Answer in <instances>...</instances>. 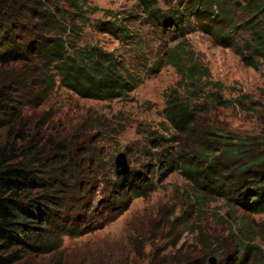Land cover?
Segmentation results:
<instances>
[{
  "label": "trees",
  "instance_id": "obj_1",
  "mask_svg": "<svg viewBox=\"0 0 264 264\" xmlns=\"http://www.w3.org/2000/svg\"><path fill=\"white\" fill-rule=\"evenodd\" d=\"M136 1L153 25H172L181 31L183 41L168 51L166 62L186 84L184 93L168 95L164 118L178 134L192 140L202 110L209 109L211 96L206 90L221 85L210 79V71L186 43L185 23L196 19L219 46L233 48L244 63L260 70L264 67V0H188L185 11L177 14L164 12L159 0ZM89 6L88 0H0V264H17L26 254L57 252L65 237L95 232L104 224L103 218L121 217L130 204L127 195L140 198L154 190L139 172L112 177L116 195L105 199L104 209L98 210L88 188L106 176L108 168L99 167L103 159L92 147L83 148L79 139H71L72 130L60 125L57 114L40 110L57 86L81 99L100 102L128 100L139 86L115 52L78 44L81 26L90 22L85 17ZM108 14L110 20L102 22L100 30L120 42L133 40L137 46L129 28L120 24L126 19L112 11ZM238 30L246 33L241 41L230 35ZM9 67L18 71H2ZM200 132L220 135V140H210L221 150L210 144L180 152L176 158L166 157L164 166L181 170L201 191L218 181L221 159H243L237 166L241 174L260 168L262 175L252 186L241 176L233 202L247 213L264 214V151L251 160L259 153L257 147H264V139L220 134L215 127ZM204 196L198 192L194 204ZM241 236L233 237V264H264L249 231L243 229ZM226 250L219 247L221 259Z\"/></svg>",
  "mask_w": 264,
  "mask_h": 264
},
{
  "label": "rangeland",
  "instance_id": "obj_2",
  "mask_svg": "<svg viewBox=\"0 0 264 264\" xmlns=\"http://www.w3.org/2000/svg\"><path fill=\"white\" fill-rule=\"evenodd\" d=\"M159 1L164 12L172 14L185 11L188 4V0H167V4ZM88 3L91 8L85 17L89 24L81 26L76 22L82 27L78 44L115 52L128 73L140 82L139 86L128 100L111 102L81 99L57 86L40 110L57 114L60 125L66 126L68 132L72 130L71 139H79L83 148L92 147L103 159L99 167L108 168L106 176L97 178L93 187L88 188L98 210L104 209L105 199L116 195L110 179L125 176L116 175L115 160L120 153L127 156L129 173L144 175L154 190L140 198L127 195L128 210L116 220L103 218L99 230L80 237H65L59 251L26 254L17 264H212L211 259L214 264H233V237L243 239V229L253 236L252 244L264 259V214L247 213L233 202L241 176L251 186L256 185L262 175L260 168L243 175L237 170L243 159L223 158L216 184L200 191L197 183L181 170L164 166L166 157L176 158L180 152L204 149L210 144L220 151L222 146L210 140L214 137L220 140V135L200 132L211 127L220 134L230 132L264 139V67L255 70L233 48L219 46L203 32L196 19L186 22V43L210 71V79L221 85L206 90L211 96L209 109L202 110L195 123L199 131L194 130L195 137L187 140L164 118L168 95L172 91L183 92L186 84L182 75L166 62L168 51L183 41L179 39L181 31L172 25H153L136 0H88ZM110 11L126 19L120 24L129 28L137 46L133 40L120 42L100 30V24L110 20ZM188 15L185 14L186 20ZM230 35L236 41L246 37L243 30L232 31ZM2 71L18 70L9 67ZM257 151L251 160L257 159L264 147H257ZM161 161L164 162L160 164ZM198 192L205 195L204 200L194 204ZM221 246L227 249L222 259L217 254ZM211 248L214 252L207 255Z\"/></svg>",
  "mask_w": 264,
  "mask_h": 264
},
{
  "label": "water",
  "instance_id": "obj_3",
  "mask_svg": "<svg viewBox=\"0 0 264 264\" xmlns=\"http://www.w3.org/2000/svg\"><path fill=\"white\" fill-rule=\"evenodd\" d=\"M116 168H117V176H124L130 172V165L127 160V156L125 153H120L116 156ZM212 264L214 259H211Z\"/></svg>",
  "mask_w": 264,
  "mask_h": 264
}]
</instances>
